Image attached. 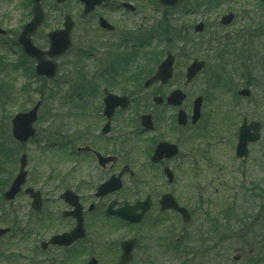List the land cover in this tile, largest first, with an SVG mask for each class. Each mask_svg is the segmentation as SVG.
Returning a JSON list of instances; mask_svg holds the SVG:
<instances>
[{"label":"rangeland","instance_id":"1","mask_svg":"<svg viewBox=\"0 0 264 264\" xmlns=\"http://www.w3.org/2000/svg\"><path fill=\"white\" fill-rule=\"evenodd\" d=\"M121 2L131 3L135 12L114 8L113 12L99 11L115 27L113 34L98 31L93 21L82 23L78 16L81 7L76 2L67 1L57 8L53 0L42 2L46 19L32 37L39 48L48 47V32L62 28L64 14H70L75 20L73 48L59 60V74L49 83L34 75L35 63L16 44L23 25L31 19L28 0H0V28L7 32L0 36V229H10L0 238V264H86L91 255L97 256L99 264H116L119 254L111 253L109 245L134 235H140L141 245L132 264H264V6L261 0H188L169 12L157 0H113V7ZM229 13L234 15L232 24L221 26L220 18ZM198 23L205 26L201 34L194 32ZM167 29L168 36L173 34L171 42L162 36ZM148 35L151 38L140 43L143 45L133 39ZM168 50L176 61L173 79L166 86L142 91L141 82L147 78V69L144 75L128 81L127 76L137 69L136 73L141 72L145 63L151 64L149 56L151 61L159 62ZM122 54L125 57L142 55L136 57L137 65H127L126 72L112 83L111 72L106 71L112 70V58ZM195 58L204 60L206 68L184 89L185 68ZM102 70L105 71L102 73ZM103 75L106 80L102 79ZM80 76L84 80L79 82ZM219 76H222L220 83ZM139 78L142 80L138 81ZM91 87L95 92L99 90V94L106 87L117 95H134V99H139L138 104L132 105L123 116L137 119L151 113L166 125L175 117L177 109H152L154 96H167L174 89H184L187 99L180 108L188 116L193 99L199 95L204 97L197 125H188L171 138L180 150V159L170 164L176 173V185L168 187L160 170L151 171L155 175L153 180L145 176V183L154 192H176L180 202L191 210L198 228L210 232L205 236L207 242L198 245L189 263L173 260L171 244H161L159 224L149 225L157 219L154 215L139 233L88 216L86 242L81 248L86 250L85 256H78L79 246L41 253L35 248L38 241L47 239L55 230L60 233L64 228H71V223L56 222L47 229L49 226L43 222L46 211L35 215L30 209V200L23 194L10 204L2 201L1 194L16 175L22 153L28 158L27 186L48 194L52 204L46 206L53 216L60 214L62 208L51 198L63 189L75 190L83 181L97 186L99 175L81 170L78 159L75 162L58 159L80 147L83 128L94 123L100 103L88 96L91 92L87 90ZM244 88L249 89V98L237 95ZM40 99L43 103L35 123L37 135L27 144L19 145L11 136L10 120L15 113L27 111ZM80 106L84 116L79 115ZM243 118L262 124L261 139L249 146L247 159H237L234 150ZM56 134L59 135L54 137ZM129 137V149L136 163L132 166L135 176L125 178L126 190L120 194L122 197L134 188L137 192L138 188L143 189L145 179L139 167H143L142 162L144 166L148 163L140 151L147 145L144 137ZM65 140L73 141V148L59 150ZM57 143V147L50 148ZM53 188L55 194L51 195ZM214 224L218 226L216 229ZM36 232L41 233V239L37 240ZM97 235L104 237L99 244H96ZM236 257H239L237 262L233 260Z\"/></svg>","mask_w":264,"mask_h":264},{"label":"flooded vegetation","instance_id":"2","mask_svg":"<svg viewBox=\"0 0 264 264\" xmlns=\"http://www.w3.org/2000/svg\"><path fill=\"white\" fill-rule=\"evenodd\" d=\"M105 10H110L113 12V0L110 1L108 4L101 5L97 7L85 20H81L82 23L90 24L91 21H93L96 26L97 30L103 33L113 34L112 32H109L105 29H102L98 25V21L101 17L106 19V16H102L99 14V11L104 12ZM113 26V25H112ZM85 29V28H84ZM80 69V68H78ZM80 71V70H79ZM110 78L113 82V72L110 75ZM164 97V96H161ZM99 107L98 111L96 112L97 116L94 119V123H92L91 126L84 127V136L82 139V147L83 151L77 152H70L65 154L63 158L67 162H71V160H79L82 164L80 165L81 170L90 171L95 174L99 175L98 181L99 183L97 186L93 187V184L90 181L82 182L81 186H76L75 190L71 188H65L61 193H59L57 196L51 198V200H54V203L57 204L56 206L61 207L62 211H60V214H55L54 216L49 213L50 211L47 210L48 204L51 203L50 198H48V194L45 193L44 190H38L41 193L43 204H42V210L40 212H34L35 215H39L42 212L44 213V221L47 226H53L56 222H70L72 227L71 228H64L60 233H58V230H55L47 239L38 241V246L36 245V249L39 252L45 253L48 250H70L77 246L80 249V253H78V256L81 254H84L85 256V249L84 247L85 242L83 240L78 241L74 243L69 248H62L58 246H46L45 250H42V242H46L49 240V238L53 235H58L61 233L69 232L75 222L72 218H64L65 214L71 211V207L64 201V199H61V194L65 192L66 190H71L74 194H76L79 198V203L82 207V216H83V222L84 227L86 229V218L89 216L93 218L95 221L97 220H107L113 223H118L119 220L116 217L107 216V210L110 209V213L113 214V211H117L119 209H122L124 206V202H127L129 206H135L139 203H144L147 198H149L150 201V207L148 213L145 215L144 220H148L150 216L154 215L157 219L154 220L149 225H153L155 223H158V227L160 230V242L163 246L171 244V254L173 257V260H178L179 262L183 263H189L193 258L195 257L196 250L199 244H201V240L199 241L198 234H201L202 232H198V227L196 225V221L194 220V216H192L191 210L184 204L180 202V200L176 197V192L173 191H165L160 194L158 192H154V190L151 189V186L149 187V184L145 183L146 178L150 177L152 180L155 179L152 175L151 171H158L160 170L161 178H164L166 185L169 186H175L176 185V173L173 172V170L170 168V164H172L174 161L180 159V150L178 148V153L175 157H172L170 159H163L158 164H152L150 162L151 157L154 153V148L159 142H167V143H173L177 145L171 138L173 137L176 132L181 130L177 127L175 122V117L170 120L167 125L165 123H162V121L156 120L154 118V115L152 114V126L153 129L151 131H144L142 130L139 118L133 119L128 116H123V114L129 112L128 109H117L112 115L110 119V123L108 126V131L106 133H102L103 128L105 127L107 123V118L103 115V104L102 101H99ZM163 108L166 106H153V108ZM80 116H84V114L79 112ZM162 123L163 126L158 127ZM174 128L176 130H174ZM134 135H140L144 137V142H147V145L145 148L141 151V154L143 155V159L147 160V164L144 166V162H142L143 167H139V169L143 170V177L144 181L142 182L143 189L138 188L135 190H131V192H127L124 197H122L120 194L124 192L125 186H124V180L126 177H129L130 179H133L135 176V172L132 169V166H135L136 163L133 161V155L131 154V151L129 149V136ZM72 143V141H70ZM68 140V144L66 143L67 147L72 148L71 143ZM71 150V149H69ZM132 153L135 152V149H131ZM72 151V150H71ZM140 154V153H139ZM63 161V159H62ZM165 168H169L171 174H172V181L169 182V179L165 173ZM122 173L121 175V182H122V190L116 191V192H108L103 196H96L98 189L100 186L108 182L109 180H112L113 177H117L118 174ZM113 182V180H112ZM144 184L146 186L144 187ZM138 185V183H137ZM136 186V183L134 187ZM139 186V185H138ZM31 187V186H30ZM48 187V186H45ZM147 189V190H144ZM54 188L51 192V195H54ZM143 192V193H141ZM86 193V194H84ZM23 194V193H21ZM135 194H138V196H135ZM20 195V194H19ZM18 195V196H19ZM24 195V194H23ZM142 195V196H141ZM17 196V197H18ZM27 197L26 195H24ZM170 197V198H167ZM89 199V200H87ZM165 201H172L173 203L177 204L181 208H185L189 214V221L187 223L183 222V218L181 214L177 213L175 210L168 208L165 209ZM113 203H117L113 206ZM161 203L163 205H161ZM52 204V203H51ZM47 205V206H46ZM225 219V218H224ZM143 220V221H144ZM224 221V220H223ZM125 224V223H123ZM43 225V224H41ZM47 227L48 228H50ZM124 228L133 229L136 232L139 233V230L142 228L140 225H123ZM37 234V240L41 239L39 235L41 233L36 232ZM203 237L204 241L207 242L205 239L206 235H209L210 233L205 234V231L203 230ZM130 238L136 239V247L133 251V258L130 264L133 263L135 259V255L138 252L139 245V237L132 236L123 240H127ZM173 240V241H172ZM173 243V244H172ZM173 245V246H172ZM110 246V252L120 254L119 250V244L117 245L116 242H113V244ZM159 247H156L155 249H158ZM164 248V247H163ZM141 248H139L140 251ZM161 249V248H160ZM83 251V252H82ZM148 252L149 249H148ZM148 254V253H147ZM168 254V253H167ZM119 257V256H118ZM143 259H147L146 252L143 253ZM118 260V258H117ZM117 263V261H116Z\"/></svg>","mask_w":264,"mask_h":264},{"label":"water","instance_id":"3","mask_svg":"<svg viewBox=\"0 0 264 264\" xmlns=\"http://www.w3.org/2000/svg\"><path fill=\"white\" fill-rule=\"evenodd\" d=\"M65 0H56L57 3H63ZM84 4V10L81 14L82 18L88 16V14L94 10L95 6L100 5L103 2L108 0H78ZM184 0H158L160 6L168 7L170 9L175 8L179 3ZM41 0H32V20L25 24L21 33L18 36V44L21 45L25 55L31 59H34L36 62L35 74L38 77H46L48 79H53L57 74V65L55 59L62 56L66 51L71 47V31L73 28V22L69 16L65 17L63 30L52 32L48 35L49 40V50L41 51L38 48L33 46L31 41V36L36 32L37 28L41 25L44 15L40 7ZM264 4V0H262ZM124 8L129 9L130 11L133 8L130 5L124 4ZM232 15H228L221 19L222 25H228L232 21ZM100 26L103 29L112 31V27L108 25L103 19L100 20ZM203 30V25L199 24L195 27L196 32H201ZM5 32L0 29V35H4ZM174 64V57L171 53H167L166 59L158 66L157 71L154 76L151 77L144 83V87L148 88L154 83L160 82L162 85L166 84L169 79L172 77V67ZM204 68V62H198L194 60L192 64L186 69L185 73V86L193 81L196 75ZM106 97L103 99L104 110L103 115L107 118V123L102 130V133L108 131V126L110 119L114 114L117 108L125 109L128 106V99L126 97H117L104 91ZM242 97H248L249 91L242 90L238 93ZM185 96L180 91H174L167 98V104L170 106H180ZM202 97H198L193 102L191 124L194 125L200 118V109L202 104ZM154 102L156 104H161V98H155ZM40 103L38 102L31 110L26 113H18L11 120V133L12 137L18 143H26L30 138L35 135V130L33 124L37 119V112L39 110ZM141 125L145 130L152 129L151 117L146 115L140 118ZM177 123L180 126H185L187 123L186 114L184 111H179L177 114ZM260 124L257 122H251L247 124L246 119L242 121V124L238 131V143L236 146V157L237 158H246L248 156V145L253 144L259 141L260 139ZM177 154V148L173 145L167 143H160L157 145L154 155L151 158L153 163L161 161L163 158H171ZM27 166L26 156L22 155L19 160V171L16 177L13 179L8 190L3 194V200L6 202L13 201L15 196L21 191L22 187L25 185L27 173L25 168ZM165 173L169 179V182L172 181V174L165 169ZM122 173H120L116 178L113 177L112 180H109L107 183L100 186L96 196H103L108 192L116 191L121 188V178ZM31 200V208L39 211L41 209V195L39 192H35L32 189H26L24 192ZM170 198V197H167ZM61 199L74 210L65 216L72 217L76 220V226L69 233H64L61 235H56L52 237L47 243H42V249L44 250L46 246L53 245L59 247H69L77 240L81 239L85 235L83 228V218L81 215V207L78 203V197L71 191H65L61 195ZM165 209L171 208L178 213H180L184 221H188L189 217L184 209L178 208L175 203L172 201H165ZM115 203H113V206ZM161 205H163L161 203ZM150 201L149 198L146 199L144 203L128 206L124 203V207L117 211H113V214L110 213V209L107 210V215H114L120 218L123 221L129 223H139L143 218L144 213L149 209ZM264 208V204H263ZM137 210L141 212L136 213ZM9 232V229H0V237L4 236ZM136 244L134 239L123 241L120 243L121 256L119 258L118 264H128L132 258V250ZM88 264H98L94 258H91Z\"/></svg>","mask_w":264,"mask_h":264},{"label":"trees","instance_id":"4","mask_svg":"<svg viewBox=\"0 0 264 264\" xmlns=\"http://www.w3.org/2000/svg\"><path fill=\"white\" fill-rule=\"evenodd\" d=\"M170 33H169V30L167 29L165 32H164V34H162V36L165 38V41H172V40H174V39H172V37H173V34H171V36H168ZM139 39V38H138ZM138 39H136V38H134V40L135 41H138V43H141V40H138ZM172 39V40H171ZM77 79H79V80H81L82 81V77L80 76V77H78ZM80 85V84H79ZM82 85H80V87H81ZM41 100V99H40ZM42 101V100H41ZM70 142V141H69ZM71 143V142H70ZM198 238H199V241L201 240L202 241V238L200 237V236H198Z\"/></svg>","mask_w":264,"mask_h":264}]
</instances>
